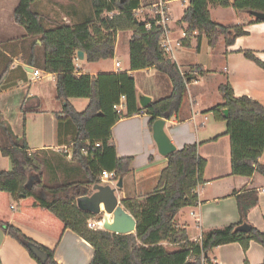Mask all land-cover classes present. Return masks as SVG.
Returning a JSON list of instances; mask_svg holds the SVG:
<instances>
[{
  "label": "trees",
  "instance_id": "obj_1",
  "mask_svg": "<svg viewBox=\"0 0 264 264\" xmlns=\"http://www.w3.org/2000/svg\"><path fill=\"white\" fill-rule=\"evenodd\" d=\"M39 1L20 0L14 19L26 28L31 39L27 63L56 76L57 99L63 103V115L75 131L72 161L77 164L84 181L49 183L45 176L48 160L44 151L30 152L26 138L16 137L10 124L0 117V151L13 164L11 172L0 171V192L9 193L19 201L18 219L37 228L46 224L51 233L57 231V239H61L66 230H72L93 247L90 264H212L210 254L221 246L237 243L244 253L251 242L264 248V232L252 226L249 220L250 211L260 203L257 190L234 191L238 223L204 231L198 242L190 239L187 228L176 224V217L183 208L198 204V188L205 184L207 161L200 156L198 144L176 149L166 157L167 166L154 192L145 197L144 205L138 198L122 201L123 207L136 220L135 234L119 235L89 228V221L97 220L98 212L91 207L90 198L87 200L91 211L82 210L77 203L78 197L92 196L89 187L101 185L104 172H114L119 181L131 172L134 160V157H117L113 126L122 118L144 111L150 116L151 131L155 121L171 120L180 112L188 85L207 71L194 65L184 72L167 56L162 47L164 29L136 16L142 0H90L95 17L93 23L87 18L85 22L60 24L52 29H47L42 15L33 10V5ZM210 2L222 8H233L238 14H248L253 19L250 24L264 23L248 13H264V0H189L180 19L186 26L182 46H190L196 36L206 35L213 48L221 38L231 47L238 38L249 35L244 25H221L212 21ZM124 32L132 34L128 72L78 73L75 66L78 52L84 53L88 63L113 60L118 35ZM239 52L264 70V61L254 52ZM9 67L7 63L0 73V84ZM147 69L167 75L173 89L169 97L151 102L143 109L131 72ZM219 91L224 102L206 113L226 123L225 135L229 136L231 146V175L252 178L258 173L264 176V165L260 162L264 155V105L249 96L237 97L229 82L222 84ZM122 97H125V112L118 113ZM72 99H87L88 105L80 112ZM27 105L26 102L24 107ZM224 110H228V117ZM31 176H35L33 183ZM107 218L111 220L110 216ZM242 225H249L250 230L240 231ZM0 226L7 235L21 242L39 264H59L55 260V250L31 240L11 223L0 221ZM31 246L47 254L48 260L43 263ZM245 264L250 263L245 260Z\"/></svg>",
  "mask_w": 264,
  "mask_h": 264
},
{
  "label": "crops",
  "instance_id": "obj_2",
  "mask_svg": "<svg viewBox=\"0 0 264 264\" xmlns=\"http://www.w3.org/2000/svg\"><path fill=\"white\" fill-rule=\"evenodd\" d=\"M40 2L42 1L35 4ZM19 4L20 0H0V73L7 63L10 65L0 84V117L10 124L16 137L26 138L30 152L44 151L45 159L48 160L45 176L49 183L84 181L83 174L77 164L72 161L73 138L71 134L74 129L63 115V103L57 99L56 76L34 68L26 61L29 56L31 39L26 28L15 22L14 15ZM170 5L169 9L172 12ZM34 11L42 15L40 10ZM235 13L239 16L236 11ZM91 14H94L93 11ZM242 14L239 18L240 22L236 25H244L249 35L238 38L235 45L231 47L227 46L224 39L219 42L224 44V50L215 51L214 48V51H209L208 54L213 62L211 65H216V69H222L224 65L226 82L231 84L237 97L249 96L264 105V70L247 60L239 52L240 50H251L260 60L264 61V23L250 24L253 19L246 13ZM42 18L46 27L43 15ZM172 18L173 15L170 25L171 37L173 40H182L185 32L183 31V36L180 38L175 36L178 33L173 29ZM55 26L56 24L53 27ZM201 53L200 50L195 54L199 56ZM190 54L176 50L169 58L183 70L182 63L188 68L194 66L190 64ZM107 61L113 62L111 69H103L104 63L102 62L104 61L98 62L102 65L95 68L86 61L84 55L83 60L75 59V66L79 74L119 73L116 67V63L120 62L117 46L114 59ZM197 65L200 64L197 63ZM200 66L207 71V74L188 85L179 114L167 120L165 127L176 149L198 144L200 156L207 161L204 174L205 184L198 188L199 202L196 206L183 208L176 217V224L187 228L190 239L198 242L204 231L238 223L237 203L232 196L234 191L257 190L260 203L250 211L249 220L252 226L264 232V176L258 173L252 178L231 175V146L229 136L225 135L226 123L216 120L214 123L211 118L207 117L206 112L217 104L205 106L204 100L209 83H216L215 89L218 91L223 79H217V76H223L224 73L222 70L220 71L223 74L219 73V70L207 68L203 62ZM36 69L41 72L39 80H34L33 72ZM144 73L148 75L145 76L146 82L141 81L140 87L135 75ZM131 74L134 77L138 95L143 94L150 97L151 102L167 98L172 93L170 78L155 69L135 71ZM73 100H71L72 104ZM221 101L218 104L224 102L223 97ZM26 102L28 105L24 107ZM124 103L125 100L121 99L122 112H125ZM73 105L76 108L75 104ZM203 115H205L204 120L199 122V117ZM149 122L150 116L144 111L130 118L120 119L112 128L117 157H134L131 172L123 177V187L127 178L134 181L136 194L129 198L139 200L138 190L142 195L148 181L156 183L158 171L161 168L162 172L168 163L167 158L160 155L158 151ZM221 124H225V127ZM260 162L264 165V155ZM12 170L11 160L0 151V171L11 172ZM154 185L157 184L152 186ZM94 189L95 187L93 188L95 192ZM118 192L119 198L127 199L125 196H120L121 190ZM90 197H78L77 203L82 210L91 211L87 200ZM12 206L15 207L14 210L11 209ZM187 209H191V217L188 218L185 216ZM18 211L19 201L9 193L0 192V221L2 223H11L31 240L55 250V260L59 264L91 263L94 255L93 247L72 230H66L62 238L57 239V231L54 234L50 232L51 230H47L46 224L36 223L41 226L37 228L18 219ZM219 249L221 251L218 256L213 257L217 264H241L240 262L245 264V260H248L250 264L264 262V248L256 242H251L247 253H244L237 243L221 246ZM229 254L232 257H228ZM0 262L1 264H39L30 256L28 249L21 242L6 234L2 226H0Z\"/></svg>",
  "mask_w": 264,
  "mask_h": 264
},
{
  "label": "rangeland",
  "instance_id": "obj_3",
  "mask_svg": "<svg viewBox=\"0 0 264 264\" xmlns=\"http://www.w3.org/2000/svg\"><path fill=\"white\" fill-rule=\"evenodd\" d=\"M42 2H40L39 4H34L33 5V10H40V12L42 13V15L45 18V22H46V27L48 29H52L54 28L53 26L56 24V26L60 25V24H67V25H75L77 23H81V22H85L86 19L88 18V20H91V23L94 22V14L92 15L91 12L93 11V7L91 4L90 0H41ZM157 0H142V7L144 8L145 12L143 14H140V20H143L144 16L147 15V13L149 12V7H151L150 5L153 3H155ZM146 3H150L148 6H146ZM187 5L188 2H184L181 0H175L171 3L170 8L172 9L169 10V13L172 17L173 15V29L176 30V32L178 34H176L175 36L177 38H180L183 36V31L185 30L186 26L184 24L180 23V19L183 16V13L185 12V10L187 9ZM35 7V8H34ZM209 11L212 15V20L218 24L221 25H236L240 22V19L242 17L243 14H239V16L235 13V10L233 8H222L219 5L215 4L214 2H210L209 3ZM53 13V14H51ZM172 13V14H171ZM149 16V15H147ZM55 26V27H56ZM131 32H124V33H120L118 36V40H117V51H118V57L120 62L122 63V69L120 71L122 72H127V70H129V62H130V51H129V42L131 39ZM224 38H221L220 41H223ZM219 41V42H220ZM209 39L206 35H202L201 38H199V36H196L191 45L190 46H181L177 48V51H186L187 53H191L189 55V59L190 64L192 65H197V63H199L201 65V62L206 64L207 68H213L214 70H219L218 72L223 74V76H217V79L222 78V84H226V74L224 72V65H222V69H216V65H211L213 64V62L211 61V58L208 54L209 51H214V48L210 46L209 44ZM223 43V42H222ZM174 45H176L174 43ZM200 47V49H199ZM202 51L201 54H199V56H197L195 53L196 51ZM224 50V44H220L218 43L217 46L215 47V51H222ZM193 51V52H192ZM195 51V52H194ZM196 55V56H195ZM200 61H198V60ZM87 63V62H86ZM104 63V65L102 66L103 69L105 70H109L112 68L113 66V62L112 61H104L102 62V64ZM91 66L93 67H100L102 64L99 63H89ZM180 65V64H179ZM181 68L183 69L182 71H187L188 67L187 65H185L184 63H182ZM220 68V67H218ZM222 70V72L220 71ZM41 74V72H40ZM146 75H148L147 73L144 74H136V79L138 80V84L141 87V81L142 82H146ZM220 75V74H218ZM209 79H212L211 77H209ZM213 79H216L213 77ZM215 85L216 83H209V86L207 87V95L204 97L205 100V106H210V104H218L221 101L222 95L220 93V91H216L215 89ZM73 104H75L76 109L78 111H83L85 109V107L88 105V100L87 99H74L73 100ZM202 115V114H201ZM213 114L209 115L208 113V118H211V121L215 123L214 116H212ZM204 116L199 117V122H201V120H204ZM217 121V120H216ZM206 124H208V122L206 121ZM220 125V124H219ZM225 127V124H221ZM73 127V126H72ZM74 129V128H73ZM74 130L73 133L71 134V137H74ZM167 133V132H166ZM161 173V168L158 171V177H157V181L159 182V178H160V174ZM156 181V183H154L153 181H148V183H146L145 186V191H143L142 195L141 192L138 190V197L140 198V201L142 202V204H145V197L148 196L149 194H151L152 192H154L156 186H152L153 184H158ZM102 184V183H101ZM106 186H110L113 189L116 190V196L118 197L119 192L117 193V191L121 190L120 196H125L126 198L135 196V187H134V181L132 182V180L130 181V178H127L125 185L122 189H118L117 187H113V183L107 184ZM91 188V192L94 193L93 188L94 187H89ZM142 198V200H141ZM118 199L121 201V205L122 204V199L118 197ZM125 209V208H124ZM126 210V209H125ZM190 212L191 209H187L185 210V216L186 218L191 217L190 216ZM111 215L107 214L104 210L100 211L98 214V218L97 220H95V222L97 223L98 227L103 230L104 229V220ZM100 219V220H98ZM110 219V218H109ZM112 219V217H111ZM90 228V227H89ZM98 228V229H99ZM91 229V228H90ZM97 229V230H98ZM94 230V229H93ZM220 247H218L217 249H215L214 251L211 252L210 254V261L212 264H217L215 262V258H213L214 256H218V253H220ZM228 257H232V255H228ZM236 261V259H235ZM241 264H243L242 262H240Z\"/></svg>",
  "mask_w": 264,
  "mask_h": 264
},
{
  "label": "water",
  "instance_id": "obj_4",
  "mask_svg": "<svg viewBox=\"0 0 264 264\" xmlns=\"http://www.w3.org/2000/svg\"><path fill=\"white\" fill-rule=\"evenodd\" d=\"M125 0H122L124 2ZM250 15L254 16L256 19L264 21V13L261 12H248ZM78 59H84V53L78 52ZM190 81V79L188 80ZM138 102L141 108L146 109L151 103V98L139 94ZM225 117L229 116L228 110H224ZM166 119H159L153 124V139L157 145L160 155L167 157L176 151V146L172 143L170 137L166 133ZM35 178V176L30 177V181ZM30 182L29 186H32ZM123 187V178H120L117 184V188L121 189ZM95 192L90 197L91 207L95 208L99 213L100 211H105L107 214L111 215L112 219L106 218L104 220V229L113 234L128 235L135 234L136 232V220L135 218L124 209L121 205V201L116 196V190L110 186H95ZM103 205V210H102ZM240 231L248 232L250 230L249 225H242L239 227ZM33 252L40 258V260L45 263L48 260V255L40 251L36 246H31ZM208 254H206L207 256Z\"/></svg>",
  "mask_w": 264,
  "mask_h": 264
},
{
  "label": "built area",
  "instance_id": "obj_5",
  "mask_svg": "<svg viewBox=\"0 0 264 264\" xmlns=\"http://www.w3.org/2000/svg\"><path fill=\"white\" fill-rule=\"evenodd\" d=\"M175 0H157L153 5L151 4L149 7V12L147 15L144 16L143 20L141 21H147V22H154L156 26L162 27L164 29V34L162 35V47L165 50V53L168 57H172L174 55V51L177 50L178 47L182 46L181 40H173L170 33V25H171V15L169 13V5ZM184 2H189V0H181ZM145 12L144 8L141 6L136 11V16L139 19L140 14H143ZM140 20V19H139ZM151 26V24H148V27ZM174 43L176 45H174ZM117 69L119 71L122 69L121 62L116 63ZM34 80H39L40 78V71L34 70L33 72ZM122 100H125V97H122ZM118 113H122L121 105L117 108ZM97 147H99V144H97ZM101 185L106 186L107 184L113 183V187H117L118 180L114 172H104L101 177ZM12 210L15 209L14 206L11 207ZM89 227L91 229L97 230L99 227L95 220H90L88 223ZM101 229V227L99 228Z\"/></svg>",
  "mask_w": 264,
  "mask_h": 264
},
{
  "label": "bare ground",
  "instance_id": "obj_6",
  "mask_svg": "<svg viewBox=\"0 0 264 264\" xmlns=\"http://www.w3.org/2000/svg\"><path fill=\"white\" fill-rule=\"evenodd\" d=\"M102 208H103V206H102Z\"/></svg>",
  "mask_w": 264,
  "mask_h": 264
}]
</instances>
